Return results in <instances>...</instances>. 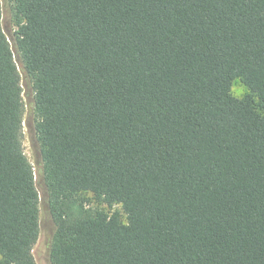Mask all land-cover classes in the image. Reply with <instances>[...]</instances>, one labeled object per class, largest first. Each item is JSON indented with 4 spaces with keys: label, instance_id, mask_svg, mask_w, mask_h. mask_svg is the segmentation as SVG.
Instances as JSON below:
<instances>
[{
    "label": "trees",
    "instance_id": "trees-1",
    "mask_svg": "<svg viewBox=\"0 0 264 264\" xmlns=\"http://www.w3.org/2000/svg\"><path fill=\"white\" fill-rule=\"evenodd\" d=\"M7 6L0 264H37L24 127L50 264H264V0Z\"/></svg>",
    "mask_w": 264,
    "mask_h": 264
},
{
    "label": "rangeland",
    "instance_id": "rangeland-1",
    "mask_svg": "<svg viewBox=\"0 0 264 264\" xmlns=\"http://www.w3.org/2000/svg\"><path fill=\"white\" fill-rule=\"evenodd\" d=\"M1 1L3 3V8H4L2 27H3V30L6 36L11 41L14 27L12 26V22H11L10 9L7 6V0H1ZM231 92H232V95L235 96L236 98H243L247 94L248 91H247V88L243 84H241L239 81H234L232 83ZM23 149H24V152L28 160L33 166L34 173H35V179H36V187L38 189L39 197H40V239L35 248L36 261H37V264H50L48 260L47 250H48L49 242L54 232V225L52 221L50 220V217L47 212L46 193H45L44 186L42 184V180L40 179V176H39V168L36 163V159L34 156V150L30 143V139H29L26 127H24ZM85 197L88 198L89 204L91 206L97 205L105 209L106 211H113L115 209H119V206H114L113 208H109L105 205H99L95 201L92 194L90 193H86Z\"/></svg>",
    "mask_w": 264,
    "mask_h": 264
}]
</instances>
